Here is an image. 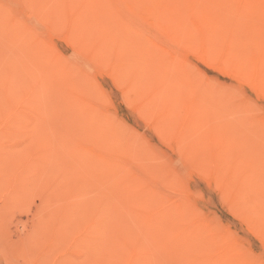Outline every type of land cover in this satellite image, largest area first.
<instances>
[{"label":"bare ground","instance_id":"obj_1","mask_svg":"<svg viewBox=\"0 0 264 264\" xmlns=\"http://www.w3.org/2000/svg\"><path fill=\"white\" fill-rule=\"evenodd\" d=\"M20 1V12L0 1V30L11 45L0 51V91L9 109L4 118L23 116L9 96L23 91L11 70L18 64L28 77L38 71L45 76L32 90V113L88 120L87 133L98 136L101 148L92 152L99 178L128 205L123 210L131 228L121 264H264L228 226L189 202L185 175L163 158L168 154L160 158L153 154L157 148L140 147L139 138L104 107L106 91L99 93L87 66L75 63L85 59L107 70L124 89L125 95L119 93L125 106L143 121L152 118L154 135L175 143L186 164L213 177L228 210L264 237V119H257L264 113L189 60L220 67L264 98V0ZM26 18L62 33L73 45L71 58L51 51L45 33ZM116 231L127 233L124 227Z\"/></svg>","mask_w":264,"mask_h":264},{"label":"rangeland","instance_id":"obj_2","mask_svg":"<svg viewBox=\"0 0 264 264\" xmlns=\"http://www.w3.org/2000/svg\"><path fill=\"white\" fill-rule=\"evenodd\" d=\"M0 1L6 2V0ZM20 2V0H9L6 4L12 11L20 12L22 9ZM22 17L25 19L26 15ZM26 20L37 33H45L42 37H47L46 42L49 41L51 51L55 50L66 57L72 55L73 45L65 40L62 33L44 30V28L48 29V25L39 21L40 25L38 20L34 21L32 18ZM53 34L56 39L51 36ZM10 46L7 36L1 34L0 51L6 53ZM12 50L14 52L15 47H12ZM79 59H75V63L89 68L85 70L90 72L92 80L97 84L96 88H99L97 89L99 93L106 91L104 94L108 101L104 107L114 115V119L125 128H129L137 139L139 138L140 147L153 149L152 152L157 148L153 154L155 156L158 154L157 157L161 156L160 158L165 151L164 154L168 156L164 155L163 158L169 157V165L174 169L178 168L176 170L183 174L182 176L185 175L180 177H182L181 182L186 179L185 187L189 192V202L205 216L215 218L228 226L240 243L264 262V237L250 228L249 224L241 221L239 215H233L228 210L222 201L221 189L214 185L213 177L205 174L207 176L205 179V175L203 176L205 172L200 173L193 163L189 165L190 162L186 164V160H182L184 158L178 155L179 151L175 143L166 142L167 139L163 137L160 139L161 134L158 131L159 135L156 132L154 135V129L157 130V127L152 118L143 121L144 118L142 120L141 117L138 118L137 110L127 104L125 106L123 101L125 91L114 85L117 83L107 70L96 67L93 63L90 65V61L85 59L81 58L84 60H81L82 62ZM6 60L10 62L12 58ZM189 60L211 81L237 91L239 98L243 97L259 106L264 113V98L258 96L250 86L245 85L244 81L234 80L227 71L218 66L204 64L201 59L191 57ZM84 62L89 65H85ZM33 65L35 63L30 64L29 68H33ZM20 69L21 66L16 64L11 70L14 76L20 78L21 82L19 84L17 82V86L23 91H17V94L10 92L9 96L14 101L12 109L18 108V113L20 115L23 113L21 118L16 117L9 121L8 118H4V114L8 113L9 109L3 104L5 95L0 91V264L1 262L2 264H121L124 259L123 254L128 253V247H125L124 242L129 238V228H131L123 210L128 205L119 201L115 186L104 178H99L95 168L98 160L92 156V152L101 149L98 145V136L87 133L89 124L87 119H41L37 111L32 113L30 111L34 105L32 90L38 84L39 78L44 75L38 71L32 74L31 78ZM3 73V65L0 64V74ZM1 76L0 79L3 81L5 76L3 75V78ZM20 101L22 104H19ZM53 114L55 115L54 110ZM159 142L167 146L160 145ZM171 158L175 161L179 158L181 160L175 162ZM25 184H30V187H23ZM107 200L109 202L105 203ZM108 223L113 230L106 233L110 230L104 228ZM248 225L250 227H247ZM119 227L126 228L127 233L120 235L116 231L114 234V229ZM256 234H259L258 237Z\"/></svg>","mask_w":264,"mask_h":264}]
</instances>
